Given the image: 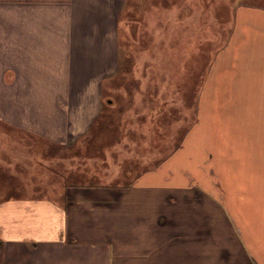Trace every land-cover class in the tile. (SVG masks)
Returning a JSON list of instances; mask_svg holds the SVG:
<instances>
[{"label": "crops", "instance_id": "crops-1", "mask_svg": "<svg viewBox=\"0 0 264 264\" xmlns=\"http://www.w3.org/2000/svg\"><path fill=\"white\" fill-rule=\"evenodd\" d=\"M124 3L0 0V264H264V7L236 2L180 145L124 173L74 150L108 147L84 138Z\"/></svg>", "mask_w": 264, "mask_h": 264}, {"label": "rangeland", "instance_id": "rangeland-1", "mask_svg": "<svg viewBox=\"0 0 264 264\" xmlns=\"http://www.w3.org/2000/svg\"><path fill=\"white\" fill-rule=\"evenodd\" d=\"M239 1L264 7V0H125L119 65L100 92L101 128L84 138L105 139L108 147L92 144L75 152L83 158L113 155L125 173L143 161L152 166L179 146L196 122L202 76L232 32ZM7 134L0 130V139H24ZM98 164L102 175L107 163Z\"/></svg>", "mask_w": 264, "mask_h": 264}, {"label": "trees", "instance_id": "trees-1", "mask_svg": "<svg viewBox=\"0 0 264 264\" xmlns=\"http://www.w3.org/2000/svg\"><path fill=\"white\" fill-rule=\"evenodd\" d=\"M111 105V104H110Z\"/></svg>", "mask_w": 264, "mask_h": 264}]
</instances>
